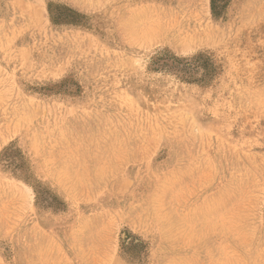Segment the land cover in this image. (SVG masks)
<instances>
[{
    "label": "rangeland",
    "instance_id": "1",
    "mask_svg": "<svg viewBox=\"0 0 264 264\" xmlns=\"http://www.w3.org/2000/svg\"><path fill=\"white\" fill-rule=\"evenodd\" d=\"M0 264H264V0H0Z\"/></svg>",
    "mask_w": 264,
    "mask_h": 264
}]
</instances>
